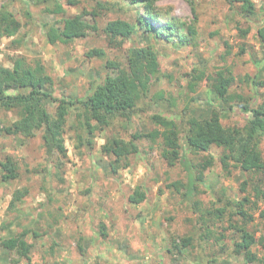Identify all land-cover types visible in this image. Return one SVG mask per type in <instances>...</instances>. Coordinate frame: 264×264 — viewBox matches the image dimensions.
Here are the masks:
<instances>
[{"label":"rangeland","instance_id":"374dc122","mask_svg":"<svg viewBox=\"0 0 264 264\" xmlns=\"http://www.w3.org/2000/svg\"><path fill=\"white\" fill-rule=\"evenodd\" d=\"M251 1L252 15L242 11L240 0H159L151 15L130 0H0V8L6 4L22 24L16 37L0 35V66L12 68L18 56L42 61L53 78L56 98L85 99L108 75L128 73V53L137 47L154 48L163 74L153 99L139 105L130 127L118 120L110 129L84 134L77 118L81 105L70 107L66 153L48 154L42 130L31 138L0 135V162L11 158L19 173L18 178L3 181L0 166V264H264V199L256 195L258 183H264L261 174L235 164L225 170L221 163L225 150L217 146L200 154L188 152L186 159L193 166L213 158L194 206L184 201V166L180 162L171 166L162 158L161 142H139L140 152L125 160L127 166L117 174L102 152L107 138L130 140L138 131L159 128L151 120L155 114L176 121L182 143L189 120L209 118L213 110L219 111L225 127L246 126L249 115L238 104L229 109L232 102L217 98L211 78L225 72L235 78L230 92L244 96L240 104L264 106V44L258 34L264 29V0ZM58 4L63 12H57ZM94 11L96 17L91 15ZM79 14L97 30L53 43L48 29ZM140 16L160 32H147L145 24L137 22ZM118 19L138 28L128 39L113 41L105 29ZM238 26L248 30L245 38ZM95 49L105 56L89 57ZM194 70L205 72V77L192 91ZM56 107L57 103H48L52 114ZM19 117L20 109L3 108L1 125ZM82 134L93 140L91 148L78 138ZM260 150L264 156V139ZM175 182L181 185L174 186ZM137 188L146 193L141 204L130 202ZM25 189L26 196L12 205L14 193ZM245 198L250 217L246 228L258 243L238 254L235 243L241 235L234 225L242 226L237 210ZM21 234L32 244L30 261L1 245ZM184 239L191 240L189 246Z\"/></svg>","mask_w":264,"mask_h":264},{"label":"trees","instance_id":"16d2710c","mask_svg":"<svg viewBox=\"0 0 264 264\" xmlns=\"http://www.w3.org/2000/svg\"><path fill=\"white\" fill-rule=\"evenodd\" d=\"M159 0H130L131 4H139L149 14ZM242 11L254 14L255 3L251 0H240ZM57 12H63L60 4L57 5ZM97 16L94 11L91 14ZM139 25L145 24L147 32L159 33L157 28L149 19L146 21L140 16L137 20ZM22 28V24L9 10L6 4L0 8V35L14 38ZM137 24L124 19L113 20L107 23L106 33L113 41L126 40L137 31ZM169 28H164L167 30ZM239 31L245 38L248 30L238 26ZM97 26L85 20L84 14L66 18L62 26L55 29H48L50 40L55 43L57 40H74L84 38L89 31H96ZM193 33V29L190 28ZM260 43L264 44V29L259 31ZM89 57L103 58L105 52L95 49L88 54ZM128 73L121 72L116 75H108L96 89L85 99L76 101L59 99L54 96V81L47 73L42 61L30 62L25 56H18L13 60V67L0 66V135L20 136L24 138L34 137L37 130H42V140L48 154L54 152L66 153L67 149L64 140V131L70 107L80 104L81 112L77 118L84 134L93 135L105 131L114 126L118 120L127 121L126 127L132 125L134 114L137 113L139 105L148 98L153 99V90L162 80L161 66L157 52L152 46L133 48L128 53ZM198 75H196V74ZM205 77V72L194 70L191 75L189 86L192 91L196 90L198 82ZM217 98L233 109L236 104L241 110L249 115V120L243 129L225 127L222 124L219 111L213 110L209 118H191L188 130L182 143L181 132L175 120L161 114H155L151 120L159 126L149 132L138 131L130 140L114 136L107 138L102 146V152L109 158L110 167L114 174L127 166L123 164L130 156L140 152L139 142L147 141L153 144H162V158L171 166L181 163L187 172L185 183L184 201L194 202L198 194V187L203 181V174L206 168L211 166L213 158H207L202 165L193 166L186 159L188 152L200 154L208 152L211 147L217 146L225 150L221 157L222 167L228 170L231 164L241 167L250 172H257L264 177V156L260 150V143L264 139V106L253 107L249 103L240 104L244 96L231 93L230 88L235 80L234 77L219 72L211 78ZM17 90L16 94H9V91ZM160 97V93L157 94ZM57 103L56 111L52 114L48 109V103ZM3 108L20 109V117L10 125H1V110ZM89 113L86 117L85 113ZM91 117V119H90ZM91 120L95 121V124ZM79 135L78 138L86 143L89 148L93 140ZM3 170L2 180L10 181L18 178V167L16 162L8 158L0 162ZM174 186H180L175 182ZM28 190H17L14 193L12 205L21 201ZM257 197L264 199V183H258L256 190ZM146 200V193L137 188L130 196V202L141 204ZM245 198L239 203L237 214L240 216L242 226L235 224L234 227L240 232V240L235 243V253L249 252L258 243L256 236L247 230L250 217L247 216L245 205L248 202ZM223 212V210H221ZM252 219V218H251ZM37 235V234H36ZM190 239H184L183 244L189 246ZM1 245L10 251H15L20 258L30 261L32 244L26 240V234L3 240ZM255 258L249 257L250 261Z\"/></svg>","mask_w":264,"mask_h":264}]
</instances>
